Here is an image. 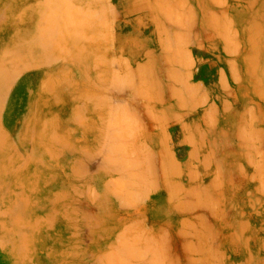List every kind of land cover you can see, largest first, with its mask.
<instances>
[{
	"label": "crops",
	"instance_id": "1",
	"mask_svg": "<svg viewBox=\"0 0 264 264\" xmlns=\"http://www.w3.org/2000/svg\"><path fill=\"white\" fill-rule=\"evenodd\" d=\"M25 1L24 9H20L24 28L18 29L24 36L18 40L16 37L12 46L21 49L20 55L26 50L25 58L15 64L27 68H21L13 81L0 122V264H93L92 257L113 256L118 242L121 264H146V258L154 256L167 257L166 264H177L178 254L183 255L174 247L177 232L194 230L180 227L171 209V193L176 187H192L195 179L206 175L203 153H194V147L200 143L196 130L209 104L206 102L188 118L192 112L188 107L178 110L172 103L153 100L152 111L163 113L167 122L153 125L140 106L130 104L129 97L135 95L128 89L97 90V72L90 67V59L84 63L73 59V68L65 71L68 62L64 52H58L64 49V37L61 39L59 34L65 30L58 22L59 34L51 46L57 49L50 58L44 50L50 47L44 34L54 30L48 17L63 13L48 8V0ZM110 1L97 0L94 7L109 11L112 19L116 12L109 6ZM203 1L206 14L220 10L209 4L210 0ZM225 2L222 11L233 16V26L243 34L241 40L235 37V42L228 45L217 37V30L202 26L193 45L205 56L199 55L197 61L202 64V74L217 75V66L222 64L228 74L232 72L229 66H233L234 75L249 80L250 66L264 63V46L248 41L251 25L262 28L264 24V0ZM18 13L16 10V17H20ZM116 15L120 20L111 21L104 43L97 40L98 32L104 31L102 26L95 24L87 31L86 47H104L106 57L112 55V62L107 60L104 81L113 76L117 68L114 65L120 64L121 71L125 70L124 64L129 66L126 55L130 39L142 46L136 50L139 58L133 68L144 64L148 52L153 75L160 78V46L145 47L139 35L141 26L126 24L124 13ZM84 46L74 44L73 48ZM84 69L88 71L79 72ZM156 93L154 96L160 97V92ZM118 108L139 114L137 139L133 142L137 152L107 151V146L113 144L107 114ZM174 120H180L176 144L186 146L180 160L172 152L168 135ZM130 154L137 162L132 169L110 163L111 159L128 162ZM129 193L133 194L131 199ZM203 225L213 235L212 248H218L217 227L207 221ZM145 241L173 245L163 251L145 250ZM243 262L239 259L234 264Z\"/></svg>",
	"mask_w": 264,
	"mask_h": 264
},
{
	"label": "rangeland",
	"instance_id": "2",
	"mask_svg": "<svg viewBox=\"0 0 264 264\" xmlns=\"http://www.w3.org/2000/svg\"><path fill=\"white\" fill-rule=\"evenodd\" d=\"M46 3L48 8L63 15L48 17L54 30L44 34L50 44L44 50L50 58L56 52L57 48L51 47L56 44L59 34L56 24L63 25L65 32L59 35L61 39L64 37V49L58 52H64L68 62L66 72L73 68V59L81 63L90 59L93 62L90 67H95L97 72V90L128 89L130 94L135 95L129 97L130 104L140 106L153 125L167 123L163 113L152 111L153 100L159 99L162 104L164 101L172 103L178 110L188 107L192 111L188 118L193 117L206 102L213 108L206 109L201 126H197L196 140L200 143L194 147V153H203L202 168L206 175L195 179L192 187H176L171 193V209L176 213L180 227L194 230L186 233L178 230L174 247L183 255L178 254L177 264H234L239 259L244 261L241 264H264V63L250 66L249 80H240L234 75L233 66H229L232 72L228 74L222 64L217 66V75L202 74V64L197 59L205 54L193 45L196 41L194 37L200 35L197 31L205 25L217 30V37L228 45L235 42V37L241 40L243 34L233 26V16L224 15L222 11L225 0L208 1L220 8L209 14L205 13L203 0H111L109 6L116 12L112 19L109 11L94 7L98 4L97 0H48ZM25 4V0H0V122L3 106L8 103V92L15 84L13 81L21 68H27L25 65L19 68L15 64V61L25 58L26 50L23 49L20 55L21 49L12 46L16 37L18 40L24 36L18 29L24 28V13L20 9L23 10ZM16 10L21 12L18 13L20 17H16ZM121 13H124V21L129 26H141L139 35L145 47L154 49L160 46V51H157L161 60L160 78L153 75L152 57L148 52L144 64L133 68L139 58L136 50L142 46L130 39V50L127 55L124 54L129 66L124 64L125 70L121 71L120 64L114 65L117 68L114 67L113 76L104 81L112 55L106 57L104 47H86L89 40L87 31L95 24L102 26L104 31L98 32L97 40L104 43L112 26L111 21L114 18L120 20L116 14ZM255 26L252 24L250 27L248 41L264 46V24L262 28ZM217 37L213 40L214 47ZM74 44L85 46L73 48ZM158 91L160 97L154 96ZM99 101L98 98L97 104H102ZM138 115L121 108L107 114L113 132V144L107 146L108 153L138 151L133 143L139 128ZM179 121L174 120L168 128L172 152L178 160L186 151L185 144H176ZM129 158L128 162L111 159L110 163L132 169L137 162L132 161L131 154ZM132 196L129 193L130 199ZM145 197L147 199L146 194ZM203 221L217 227L220 233L218 248H212L210 238L213 235ZM172 245L168 246L165 241H145L144 247L145 250L163 251ZM116 247L113 256L100 254L92 257L93 264H121L119 242ZM246 251L249 253L243 258ZM166 259L154 256L146 258V264H166Z\"/></svg>",
	"mask_w": 264,
	"mask_h": 264
}]
</instances>
